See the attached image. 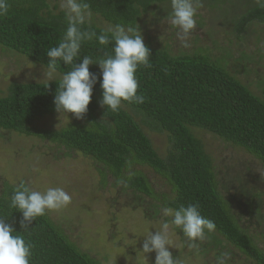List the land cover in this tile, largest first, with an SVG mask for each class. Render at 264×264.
Segmentation results:
<instances>
[{"label":"trees","instance_id":"obj_1","mask_svg":"<svg viewBox=\"0 0 264 264\" xmlns=\"http://www.w3.org/2000/svg\"><path fill=\"white\" fill-rule=\"evenodd\" d=\"M8 3V15L0 18V47L46 69L49 62L46 51L58 43L67 27L64 12H54L46 0H8ZM88 3L92 15L106 23L136 29L153 7L169 6L171 0H88ZM255 24L264 25V6L260 3L236 17L234 31L242 34ZM85 27L97 34L103 30L93 24ZM112 47V44L100 46L94 38L82 45L79 56L82 59L88 55L95 61L106 52L111 53ZM148 48L152 66L141 67L136 73L138 94L145 96V102L124 101L121 105L139 114L141 124L150 132L167 135L168 147L163 156L121 105L116 112L101 107L102 77L97 64L89 67L96 74L97 83L88 111L80 118L82 124L60 130L38 129L37 122L57 112L54 97L58 81L12 84L6 96L0 98V131L75 151L101 165L116 181L128 172L126 160H132L133 166L149 168L170 189L172 199L165 201L163 208L196 204L205 218L214 221L216 230L208 234V248L201 249L204 253L216 251L217 257L222 251L217 239L220 238L252 264H264V251L231 215L219 193L211 161L192 133L193 129L209 133L264 164V101L206 56H171ZM69 70L70 66L61 64L56 73L62 76ZM13 188L8 184L2 186L0 217L17 233H23L22 214L8 204ZM127 188L157 199L148 180L139 172H134ZM23 235L31 244L30 264H100L71 244L47 214L33 220Z\"/></svg>","mask_w":264,"mask_h":264},{"label":"rangeland","instance_id":"obj_2","mask_svg":"<svg viewBox=\"0 0 264 264\" xmlns=\"http://www.w3.org/2000/svg\"><path fill=\"white\" fill-rule=\"evenodd\" d=\"M54 12H60L62 0H46ZM258 0L200 1L196 27L186 38L177 37V29L167 22L171 5L153 7L137 24L147 47L171 56L202 55L221 64L253 95L264 101V25L255 24L244 33L234 31V22ZM166 10L165 14L161 13ZM63 12V11H62ZM88 24L107 30L112 25L91 15ZM187 44V46H185ZM46 69L0 47V98L12 84H43L59 81ZM142 127L156 152L163 156L167 135L150 132L141 124V116L122 106ZM82 124L72 113H58L35 124L38 129L60 130ZM192 133L202 144L214 169L218 190L240 228L264 251V164L242 149L223 142L201 130ZM133 172L146 177L157 199L147 198L106 174L103 167L75 151L15 133L0 131V192L4 184L16 186L26 181L34 190L62 187L71 203L46 214L68 241L100 264H155L156 253L144 254L142 245L148 232L161 229L165 201L172 199L166 183L144 166ZM128 176V172L124 177ZM221 241L227 252L226 264H252ZM169 251L179 264H216V251L208 252V234L190 248L180 229L170 227ZM202 247L207 250L204 253Z\"/></svg>","mask_w":264,"mask_h":264},{"label":"clouds","instance_id":"obj_3","mask_svg":"<svg viewBox=\"0 0 264 264\" xmlns=\"http://www.w3.org/2000/svg\"><path fill=\"white\" fill-rule=\"evenodd\" d=\"M264 6V0H258ZM199 0H171V12L167 22L177 29V37L186 40L196 27V13ZM10 5L8 0H0V18L6 17ZM61 9L64 12L66 30L55 46L46 51L49 62L46 75L52 78L59 65L70 66L58 81L54 104L58 113H72L76 118H82L88 111L93 87L97 76L89 71L90 65L97 64L102 80L101 107L116 112L122 102L143 104L145 96L138 94L139 82L136 76L141 68L152 66L150 50L145 45L143 36L133 27L116 24L107 30L96 31L86 28L91 18L88 0H62ZM95 38L100 46L112 44L111 53L95 61L91 56H79L81 47ZM187 46V44H185ZM79 61V62H77ZM128 171L127 179L121 177L117 184L128 186L134 172L133 161H125ZM71 203V196L62 187H49L44 191L34 190L28 182L21 180L14 186L9 198V207L22 214L21 228L27 231V226L37 217L46 215L49 211L60 210ZM164 218L161 229L155 233L148 232L145 237L142 252H155V264H179L168 250L170 246L169 229H180L189 242L190 248H198L197 241H203L207 234L216 230L214 221L205 218L196 204L180 205L178 208L164 207L161 209ZM0 217V264H30L32 255L31 244L23 233H17L13 227ZM227 252H221L216 257V264H226Z\"/></svg>","mask_w":264,"mask_h":264}]
</instances>
